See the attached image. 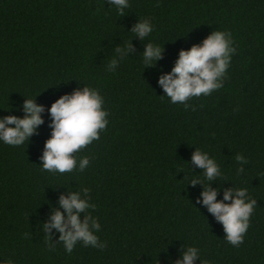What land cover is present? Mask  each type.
Returning <instances> with one entry per match:
<instances>
[{
	"label": "trees",
	"instance_id": "obj_1",
	"mask_svg": "<svg viewBox=\"0 0 264 264\" xmlns=\"http://www.w3.org/2000/svg\"><path fill=\"white\" fill-rule=\"evenodd\" d=\"M148 17L144 39L130 28ZM214 28L226 29L236 49L219 89L191 97L185 109L170 103L157 84L179 49ZM162 45L154 65L140 53L147 41ZM131 49L113 72L105 71L115 47ZM84 84L104 97L108 122L98 139L76 152L83 170H42L39 156L50 134L47 109L59 95ZM44 106V122L24 145L0 142V258L16 264H174L183 246L209 264H264V0H129L118 14L109 0H0V117L23 115L22 101ZM207 151L220 177L206 181L191 162ZM240 153L246 158L237 174ZM199 177L218 189L243 187L256 205L238 246L197 201ZM89 189L97 236L105 246L79 241L70 253L59 232L42 225L58 197ZM61 211H63L61 209ZM84 213L80 216L83 218Z\"/></svg>",
	"mask_w": 264,
	"mask_h": 264
},
{
	"label": "clouds",
	"instance_id": "obj_2",
	"mask_svg": "<svg viewBox=\"0 0 264 264\" xmlns=\"http://www.w3.org/2000/svg\"><path fill=\"white\" fill-rule=\"evenodd\" d=\"M118 14L129 7V0H109ZM153 30L151 19L143 17L132 24L130 31L140 39L148 37ZM131 42L115 47V55L110 57L105 65V71L113 72L131 49ZM236 51L233 38L226 29L214 28L198 43L188 48H181L171 65L170 70L161 72L157 84L163 89V95L170 103L180 102L187 109L191 97L207 96L211 91L222 87L227 76L231 55ZM162 45L147 41L140 53L144 66H152L161 58ZM104 97L93 86L84 84L74 88L54 99L48 106L50 116L48 121L50 134L43 142L39 156L40 167L48 172L65 173L74 168L83 171L89 164V157L82 156L78 160L76 152L93 140L98 139L99 131L108 122V111L103 107ZM42 104L36 103L34 97L22 101L23 115L7 114L0 117V142L20 146L28 142L37 126L44 122L41 113ZM191 162L201 169L205 180L211 181L220 177V167L215 159L204 150L195 147L191 153ZM234 159L238 162L237 174L243 171L246 158L237 153ZM202 182L199 177H192L188 183L195 185ZM197 196V201L206 206L215 220L222 225L224 239L233 246H238L243 240V234L248 228L249 217L256 205V200L250 198L247 189L243 187H226L222 190V198L217 199L218 189L203 183ZM89 189L82 187L77 191L69 190L67 195L61 193L58 197L59 207L52 210L49 218L42 225L46 236L49 229L59 232L58 241L70 253L79 241L84 246L103 248L105 242L97 236L100 223L88 210L95 204L88 196ZM61 209L63 211H61ZM83 212V218L80 213ZM199 257L198 249L193 245L183 246L174 264H195ZM0 264H16L11 257L0 258ZM199 264H209L199 259Z\"/></svg>",
	"mask_w": 264,
	"mask_h": 264
}]
</instances>
